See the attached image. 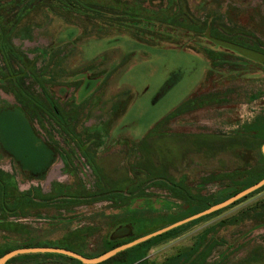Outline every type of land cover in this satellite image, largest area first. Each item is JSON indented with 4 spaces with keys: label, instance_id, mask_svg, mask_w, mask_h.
Segmentation results:
<instances>
[{
    "label": "rangeland",
    "instance_id": "obj_1",
    "mask_svg": "<svg viewBox=\"0 0 264 264\" xmlns=\"http://www.w3.org/2000/svg\"><path fill=\"white\" fill-rule=\"evenodd\" d=\"M258 55L264 0H0V255L27 244L100 255L127 219L181 217L194 196L219 202L264 177L250 133L264 139ZM193 93L190 110L143 144ZM6 149L27 166L52 152V165L30 174ZM140 162L167 166L189 199L151 179L152 195L127 207L99 193L130 194ZM145 248L123 264H264V189ZM6 264L79 262L39 253Z\"/></svg>",
    "mask_w": 264,
    "mask_h": 264
},
{
    "label": "trees",
    "instance_id": "obj_2",
    "mask_svg": "<svg viewBox=\"0 0 264 264\" xmlns=\"http://www.w3.org/2000/svg\"><path fill=\"white\" fill-rule=\"evenodd\" d=\"M82 7H79L78 9L79 10H84V7L85 5H81ZM77 7V6H76ZM83 8V9H82ZM135 37L139 38L136 34H135ZM229 48H232L230 46H228ZM197 95L195 93H193V96L190 97L189 99H187L186 101L182 102L180 104V106L172 111H170L168 114H166L164 117H162L161 119H159V121H157L155 123V125L149 130V132L145 135V137L143 138V141L142 143L145 144L148 139L154 135H157V133L159 131H161L163 128H165L166 126L169 127L170 125H172L174 123V121H176V119L178 117H180L181 114L183 113H186L190 110V108L193 106V103L195 102V100H197L196 97ZM198 98V97H197ZM125 104L127 103V100H125L124 102ZM50 104H51V108L54 110V112L59 115V116H62L63 115V112L60 110V108L57 106V104L53 101H50ZM121 104V103H120ZM120 115V113L118 112H114V115H113V118L110 119V121L114 120L115 118H117L118 116ZM248 130H250V127L249 128H246ZM250 133L257 137V138H260L262 140V142L260 143L259 146L255 147V150L257 152V156L259 157V163H262L264 165V155L262 154V151H261V146L262 144L264 143V139L261 137L260 133H257L256 131L254 130H251ZM213 141H216V140H213ZM44 144L46 146H48L50 149H52L53 153L55 154V151L53 150V148L45 141H43ZM145 142V143H144ZM9 152V151H8ZM9 154L11 156L14 157V155L9 152ZM15 158V157H14ZM16 159V158H15ZM17 160V159H16ZM19 161V160H17ZM20 163V161H19ZM142 162H140L137 166L136 169V173H140L142 175L145 176V178H139V180H137L133 185H132V188H130V190H128L127 192L130 193L128 195H124L122 194V192L120 191H115V190H103L104 192H102L101 190H99V193L105 197V195L108 197V199H110L111 201H113L114 203H117L119 206L121 207H127V206H130L133 204V202L138 198V197H144V196H151L152 194H150L146 188L147 186L144 185L146 181L148 180H153V183L156 184V185H160V186H166L168 185V183H170L173 188H170L172 189L171 191H176L178 192L179 194L182 195V198L184 201L188 200L189 196L186 195V194H183L182 192H180V190H177V186H180V183H176L174 178L169 175V172H168V168L167 166H154L153 164H150V163H146V164H141ZM21 165V163H20ZM22 167V165H21ZM47 169V168H46ZM45 169V170H46ZM22 170L25 171V172H28L30 174H33V175H41L45 172V170L41 171V172H31V171H27L25 170L23 167H22ZM264 172V170L260 173H257L255 176L258 177L260 176L262 173ZM263 178V177H262ZM260 178V179H262ZM259 179V180H260ZM257 180V181H259ZM256 181V182H257ZM254 182V183H256ZM253 183V184H254ZM9 183L7 182V179H3V178H0V194L2 196V198L0 199V204H1V210L2 211H7L9 208H8V205H7V202L5 200V197L7 196L6 194V190H7V185ZM252 185V184H251ZM175 186V187H174ZM250 186V185H249ZM249 186H246V185H243V184H239L237 187H234L233 190L230 192V194L228 195L227 198L233 196L234 194L240 192L241 190L249 187ZM101 188V187H100ZM176 189V190H174ZM184 189V188H183ZM264 189V186L261 187L260 189L256 190L255 192L245 196L244 198H241L240 200L236 201L235 203L231 204L230 206H227L226 208H223V209H227V208H230V207H233L234 205L244 201L245 199H247L248 197L254 195L255 193L261 191ZM194 198L197 199L196 201V208L192 209L190 207H188L187 209H185V213L187 215H184V216H181V217H172L170 220L167 219L166 221H163L161 223H157V224H146L145 226H142L141 223L138 221H134V220H130V219H127L125 220V224H119L117 227H115L112 235H111V239L110 241L108 242V246L106 248V251L110 250V249H113L114 247H117L121 244H124V243H127L129 241H132L138 237H141L143 235H146L148 233H151L155 230H158L164 226H167L173 222H176L178 220H181L185 217H188L192 214H195L201 210H204L208 207H206V204L209 205V207L213 204H216L218 202H213V203H210V202H201V198H199L198 196H194ZM225 198V199H227ZM223 199V200H225ZM200 200V201H199ZM221 200V201H223ZM219 201V202H221ZM23 207V202L22 200H18L17 202V205L15 208L13 209H20ZM206 207V208H205ZM223 209H220L218 211H215L211 214H208L206 216H203L201 218H198L196 220H193L187 224H184L182 226H179V227H176L168 232H165L159 236H156L146 242H143L139 245H136L134 246L133 248H130V249H127L125 251H122L118 254H116L115 256L109 258L108 260H105L101 263H98V264H123V263H130L132 262V258L135 256V254H138L139 251L141 249H146L145 247L148 246L153 240H157V239H160V238H164V237H167L169 236L170 234H172L173 232L179 230V229H182L183 227L187 226V225H190V224H194V223H197L199 222L200 220L212 215V214H217L221 211H223ZM193 210V211H192ZM78 244L76 245H53L54 247H62V248H68L70 250H73V251H76L80 254H83L85 256H88V257H94V256H90V255H87L86 253H84L82 251V249H80L79 247H77ZM34 246H51V245H38V244H35V245H30V244H27V245H22V246H19V247H11V248H8L7 250H5L1 255L3 256L5 253H7L8 251L10 250H13V249H16V248H22V247H34ZM103 252V253H104ZM34 254H39V253H34ZM44 254H55V253H44ZM24 255V254H22ZM26 255V254H25ZM57 255H62V254H57ZM19 256V255H18ZM62 256H65L69 259H72V260H76L79 262V264H83L81 261L75 259V258H72V257H69V256H66V255H62ZM98 256V255H96ZM14 258V257H13ZM11 260V259H10Z\"/></svg>",
    "mask_w": 264,
    "mask_h": 264
},
{
    "label": "water",
    "instance_id": "obj_3",
    "mask_svg": "<svg viewBox=\"0 0 264 264\" xmlns=\"http://www.w3.org/2000/svg\"><path fill=\"white\" fill-rule=\"evenodd\" d=\"M258 60L260 62L264 63V56H257ZM262 154L264 155V143L261 146ZM264 186V177L257 181L256 183L252 184L251 186L241 190L240 192L234 194L233 196L218 202L216 204L211 205L210 207L201 210L195 214H192L188 217H185L181 220H178L176 222H173L167 226H164L158 230H155L151 233H148L146 235H143L141 237H138L132 241H129L127 243L121 244L117 247H114L113 249H110L98 256L94 257H88L83 254H80L76 251L70 250L68 248H62V247H54V246H34V247H22V248H16L13 250L8 251L3 256L0 257V264H6L10 259L13 257H16L18 255L22 254H34V253H55V254H62L66 255L72 258H75L79 261H81L83 264H98L105 260H108L109 258L115 256L116 254L125 251L127 249L133 248L136 245H139L143 242H146L156 236H159L165 232H168L176 227L182 226L184 224H187L193 220H196L198 218H201L203 216H206L208 214H211L215 211H218L220 209H223L227 206H230L231 204L235 203L236 201L240 200L241 198H244L245 196L251 194L252 192L260 189Z\"/></svg>",
    "mask_w": 264,
    "mask_h": 264
},
{
    "label": "crops",
    "instance_id": "obj_4",
    "mask_svg": "<svg viewBox=\"0 0 264 264\" xmlns=\"http://www.w3.org/2000/svg\"><path fill=\"white\" fill-rule=\"evenodd\" d=\"M195 88V87H194ZM190 94V93H189ZM188 94V95H189ZM121 119H123L122 117H121ZM32 134V133H31ZM33 135V134H32ZM7 151H9V152H11L13 155H14V157L18 160V158H17V156L12 152V151H10V150H8V149H6ZM46 155H47V157H46V159L44 160V162L42 161V162H40V164H37L38 163V160L36 161H31L32 163L29 165V166H27V165H25V164H22L21 163V165H22V167L25 169V170H27L28 168L27 167H29L30 168V170L28 169L27 171H32V172H36V170H39L44 164H46L47 163V166H45L44 168L46 169V168H48V167H51V165H52V159H53V155H52V152H47L46 151ZM44 169V170H45Z\"/></svg>",
    "mask_w": 264,
    "mask_h": 264
}]
</instances>
